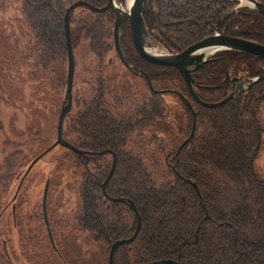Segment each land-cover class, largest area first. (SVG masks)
Wrapping results in <instances>:
<instances>
[{
    "label": "trees",
    "instance_id": "trees-1",
    "mask_svg": "<svg viewBox=\"0 0 264 264\" xmlns=\"http://www.w3.org/2000/svg\"><path fill=\"white\" fill-rule=\"evenodd\" d=\"M74 1L80 0H21L22 19L37 42V64L44 73L54 63L67 61L63 18ZM84 1L95 7H102L105 2ZM259 1L264 3V0ZM162 2V17L170 27L168 41L162 45L170 51L187 48L200 39L201 24L205 20L211 18L215 21L211 0ZM210 8H213L214 15L208 16ZM240 10L242 12L236 18L239 20L243 16L244 38L264 45L263 16L247 8ZM75 11H80V17L76 19V28L72 29ZM75 11L70 18L73 50L84 38L90 53L100 60L110 50L107 40L111 29L107 24L114 14L110 11L95 14L85 7ZM124 55L126 61L132 63ZM218 57L220 59L208 64H223L224 57H230L233 73L241 71L254 75L259 63L264 65L250 55L235 51H224ZM159 69L160 80L175 83L168 89L180 84V94L190 99L183 79L174 68ZM149 76L152 80L151 73ZM66 84L67 73L65 88ZM87 84V90L91 92L77 105L75 114L71 117L69 113L65 118L69 121L64 139L77 149L90 153L88 161L60 148L72 156L76 169L84 170L83 175H77L78 228L89 233L94 241L108 245L110 250L112 243L129 239L137 227V219L129 206L110 202L101 190L100 185L113 159L110 153H113L117 159L116 168L106 193L109 198L131 201L140 218L137 237L131 244L116 250L114 264H149L161 260H175L179 264H264V177L255 166L264 131L261 120L264 82L220 107L208 109L192 104L193 113L179 99L186 123L178 131L179 143L174 147H170L166 140H159L170 177L158 183L147 171L142 157L130 148L129 139L150 127L153 121H141L143 118L163 121V111L167 107L164 94L159 97L150 92L152 97L144 106L146 113L133 107L128 115L117 117L104 104L101 82ZM193 116L194 135L177 155V148L189 137ZM48 147L42 148L41 136L33 128L19 132L14 140L5 139L0 189H6L12 180L17 185L9 203L0 207V222L9 207L15 226L17 201L30 174L24 177V167ZM103 151L108 152L98 155ZM193 185L197 186L201 200ZM0 264H13L6 251L0 254Z\"/></svg>",
    "mask_w": 264,
    "mask_h": 264
},
{
    "label": "rangeland",
    "instance_id": "rangeland-1",
    "mask_svg": "<svg viewBox=\"0 0 264 264\" xmlns=\"http://www.w3.org/2000/svg\"><path fill=\"white\" fill-rule=\"evenodd\" d=\"M125 1L119 2L120 5ZM20 8L21 0H0V164L5 156V139L14 140L19 132L29 128L40 134L42 148L55 142L56 124L66 89L67 61H58L45 73L42 71L37 64V42L23 21ZM74 15L72 29L76 28L80 11H75ZM113 23L114 16L107 24L111 29V36L107 40L110 50L100 60L90 53L84 38L73 50L75 73L71 117L77 105L91 92L87 90V83L96 85L97 81L102 84L104 104L112 115L126 116L133 107L146 113L144 106L152 95L145 81L130 74L117 59L113 50ZM157 46L159 52H164ZM174 85L163 82L160 77H155L153 82L156 90ZM163 97L167 105L163 111V121L143 118L141 121H153L150 127L138 131L129 139L130 148L142 157L156 183L170 177L159 140H166L170 147H174L179 143L178 131L186 123L179 99L172 94ZM261 120L264 125L263 113ZM67 121L64 123V132ZM180 139L182 141V137ZM260 146L255 166L264 177V131ZM60 148L55 147L30 172L17 201L15 226L11 210L6 208L0 222V254L6 251L13 264H108V245L94 241L89 233L77 226L80 215L76 195L79 182L77 175H83L84 170L76 169L72 156ZM3 173V166L0 165V176ZM46 180H50L46 211L54 248L49 243L41 209ZM16 185L17 182L12 180L6 189H0L1 208L9 203Z\"/></svg>",
    "mask_w": 264,
    "mask_h": 264
},
{
    "label": "water",
    "instance_id": "water-1",
    "mask_svg": "<svg viewBox=\"0 0 264 264\" xmlns=\"http://www.w3.org/2000/svg\"><path fill=\"white\" fill-rule=\"evenodd\" d=\"M232 1V0H229ZM240 3L239 7H245L250 10L257 11L260 13L262 16H264V4L261 3L259 0H235ZM148 0H133L130 8L128 11H124L120 7L117 6L116 0H107V3L105 6L101 8H96L92 6L91 4L87 3L84 0L76 1L72 3L71 5L68 6L66 9V12L64 14V32H65V45H66V53H67V84H66V89L64 93V98L61 104L57 124H56V139L55 142L52 143L45 151H43L41 154H39L27 167L24 177H26L34 168L37 162H39L47 153L52 151L55 147L59 146L61 148H64L66 150L71 151L74 154L80 155L87 157L90 153L82 151L77 149L75 146L70 144L64 139L65 132H64V122L65 118L69 115L72 109V91H73V84H74V73H75V59H74V52H73V47L71 44V36H70V18L73 12L80 7H86L89 9L90 12L98 14V13H104L107 11H110L114 14L115 20H114V25H113V44H114V49L116 52V55L119 59V61L122 63V65L128 69L129 71L136 73L139 77H142L145 79L148 89L150 92L154 95L162 96L166 91L164 90H156L148 77L146 73H143L139 69H135L130 64L126 61L125 56L122 51L121 47V42H122V36H123V31L125 27V22H127L128 28L131 31V36L132 40L134 43V46L139 54V56L147 61L150 64L156 65V66H163V67H171L179 71L181 77L185 81L190 94L196 100L198 105H201L204 108L212 109L216 107H220L227 102H229L231 99L234 98L236 95V90L235 92L229 94L227 97L224 99L218 101V102H213V103H208L200 99L196 93L193 90V78L191 76V70H198L199 67H201L204 64L205 61V56L200 53V50L203 49H208L212 50L213 52L216 51H236L240 53H244L247 55L255 56L258 57L262 60H264V46L256 44L254 42L246 41V40H240V39H234V38H228V37H223L222 34L220 35H215L213 37H210L204 41H201L197 44H195L192 47H189L186 49L184 52L177 54V55H168V54H152L147 51L148 48L150 47V36L149 32L147 31V27L144 23V19L142 14L146 10V3ZM245 4V5H243ZM260 80H263L261 78ZM254 84V83H253ZM252 84V85H253ZM250 85L249 87H251ZM183 99H185L183 97ZM187 105L190 110L191 106L187 102ZM195 117L193 116V125L191 132L189 134V137L179 145V147L176 150V154L178 155L181 149L191 140V138L194 135L195 132ZM108 151H103L99 153L98 155H103L107 153ZM113 157L112 163L110 166V169L108 171V174L104 181L101 183V190L103 193V196L107 199H109L110 202L112 203H125L129 206L131 209L134 217L137 219V227L133 233V235L126 240H119L115 241L110 245V250L108 254V263L109 264H114V254L116 250L120 246H126L131 244L135 238L137 237L140 229V218L137 213V210L134 206V204L124 198H109L107 193H106V187L114 173V170L116 168V162L117 159L113 153H110ZM194 188L197 190L199 199L201 200V196L199 194V191L197 189L196 185H193ZM50 187V180H46L44 188H43V193H42V200H41V209H42V214H43V219L47 231V236L49 239V243L51 247L54 248V238L52 236V232L50 229V224L48 221L47 217V211H46V202H47V196H48V191ZM20 190V187L18 188V192ZM17 192V194H18ZM17 194L13 199L16 198ZM203 206V204H202ZM13 211H14V206H13ZM208 217L206 216L205 219ZM149 264H179L175 260H161V261H154Z\"/></svg>",
    "mask_w": 264,
    "mask_h": 264
},
{
    "label": "flooded vegetation",
    "instance_id": "flooded-vegetation-1",
    "mask_svg": "<svg viewBox=\"0 0 264 264\" xmlns=\"http://www.w3.org/2000/svg\"><path fill=\"white\" fill-rule=\"evenodd\" d=\"M211 1L213 2V7L216 13L215 21H212L211 18H209L205 20L204 23L201 24V26L203 27V30L201 32L202 35L200 39H198L196 42L190 44L187 48L183 49L182 51H178V50L170 51L169 49H167L166 47L162 45L163 42L168 41L167 32L170 30V27L168 26L166 19L162 17L163 16V2L162 0H148V2L145 5L146 10L142 14L144 23L147 27V31L149 32V36H150V47L151 48H148L147 51L152 54L161 53V54H168V55H177V54L184 52L189 47H192L201 41H204L210 37H213L215 35H220V34H222L223 37H228V38L230 37L234 39L246 40L243 34L244 32L243 16H240L239 20L236 18V16H238V14L242 12L240 9H244L243 7L242 8L239 7L240 3L235 0H232V1L211 0ZM132 2L133 0H126L123 5H120L117 3V6L123 9L124 11H128ZM260 2L263 3L262 1ZM106 3H107V0H105L102 7L105 6ZM96 8H101V7H96ZM212 11H213V8H210L208 12V16L214 15ZM114 20H115V16H114ZM246 41H250V40H246ZM250 42H254V41H250ZM254 43L262 45L257 42H254ZM157 45H159L160 48L164 52H159L158 51L159 47ZM121 47H122L123 54L125 53L127 58H129L132 61V63L131 62L129 63L130 66H132L135 69L141 70L143 73H146L148 77L150 78V80H151V77L149 76V73L152 74V77H153V79L151 80L152 84H153V80L155 79V77H160L159 68L163 66H156V65L150 64L139 56L134 46L132 36H131V31L128 28L127 22H125ZM113 50H114V53L116 54L115 49H114V44H113ZM222 52L224 51H218V52L214 51L213 52L211 49L210 50L208 49L200 50V53L205 56L204 64L201 67H199L198 70H194V69L191 70L192 71L191 76L194 81L193 83L194 85L192 86L194 92L200 99L208 103L218 102L224 99L229 94L235 92V89H237L236 95L234 96V98H236L239 95L251 89L256 84L264 82V65H262L261 63H259L258 69H256V73L254 75H246L245 73L241 71L233 73L235 71L232 69L233 64L231 62L230 57H224L225 60H223V64H215V65L208 64L211 61L220 59L218 55H220ZM252 57L264 63V60L258 57H255V56H252ZM126 70L133 76L143 79L145 81L144 78L139 77L136 73H133L129 71L128 69ZM175 71H177V73L181 77L179 71L176 69ZM261 78H263V80H260ZM183 82H184L185 88L187 89L190 95L189 96L190 99H187L186 97H184L185 99L182 98L183 96L180 94V89H181L180 84H177V86H175L174 88L164 89V91H166L164 95L172 94L176 96L178 99H182L186 105L188 102L191 106V109H192L191 111L193 113L194 111H193L192 104H195L199 107H202V106L198 105L196 100H194L184 80ZM250 85L252 86L249 87ZM214 94H216V97H213ZM89 156L90 155H87V157L83 156V158L86 161H88Z\"/></svg>",
    "mask_w": 264,
    "mask_h": 264
}]
</instances>
